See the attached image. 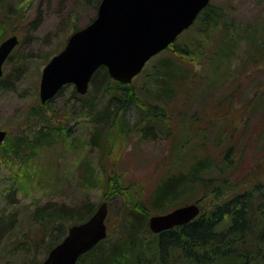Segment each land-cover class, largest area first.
<instances>
[{"label": "rangeland", "instance_id": "374dc122", "mask_svg": "<svg viewBox=\"0 0 264 264\" xmlns=\"http://www.w3.org/2000/svg\"><path fill=\"white\" fill-rule=\"evenodd\" d=\"M4 1L15 6L16 13L1 20L0 41L11 34L19 40L11 59L3 63L0 82V129L11 141L27 109L39 98L45 56L63 47L73 25L82 27L95 16L98 0ZM210 2L223 8L228 26H219L207 43L200 41L206 62L183 58L192 89L177 91L168 100L167 121L152 136L134 133L123 139L114 128L109 131L111 140L106 139L100 148L92 143L95 124L89 117L57 114L67 122V137L41 147L26 162L0 158V209L17 216L0 244V264H22L11 250V241L28 227L35 206L50 201L77 205L86 198L96 205L105 201V222L114 227L131 200L142 202L163 179L186 172L198 159L208 158L214 167L224 166L211 176L225 174L230 189L257 194L254 184L264 182V0ZM189 33L183 31L168 47L177 40L183 42ZM193 33L186 41L198 38L195 30ZM168 54L165 50L150 58L132 79L147 101L156 87L152 67ZM174 58L178 64L182 62ZM73 88L66 84L52 97L51 106L65 104L66 108L75 103ZM127 115L135 119V109ZM9 188H13V202L5 195ZM196 195L193 193L189 203L195 202ZM223 196L231 197L227 191ZM211 198L199 206L208 208Z\"/></svg>", "mask_w": 264, "mask_h": 264}, {"label": "trees", "instance_id": "16d2710c", "mask_svg": "<svg viewBox=\"0 0 264 264\" xmlns=\"http://www.w3.org/2000/svg\"><path fill=\"white\" fill-rule=\"evenodd\" d=\"M15 13V6L0 0V22L9 20L8 17ZM219 26H228L225 13L221 6L209 1L191 26L184 30L190 32L187 38L183 42L177 40L172 47L164 49L170 54L155 62L152 71L156 87L150 92L149 101L139 93L132 81L122 83L112 79L104 66L93 73L86 93L79 94L72 89L71 96L76 102L66 108L65 104L60 108L51 106L55 96L44 103L37 98L27 109L23 124L13 134L11 141L6 137L1 143L0 158L13 157L26 162L41 147L51 146L67 137V122L59 119L57 114L62 117L72 114L89 117L95 124L91 140L99 147L106 139L111 140L109 131L114 128L123 139L134 133L144 138L152 136L153 130L167 121L168 100L177 91L182 93L192 89L190 80L187 81L190 70L184 69L186 67L182 63L188 58L205 61L203 57L206 55L202 52L204 48L200 41L207 43L208 37ZM78 28L73 25L70 33ZM194 30L198 38L186 41ZM12 32L15 33L14 30ZM191 45H194L193 48ZM53 54L45 56V63ZM174 57L182 62L178 64ZM10 59L11 54L6 61ZM168 66L171 67L170 71L164 70ZM65 86L58 90L57 95ZM133 108L136 117L131 120L127 114ZM222 170L224 166L214 167L211 160L204 158L196 160L186 172L167 176L145 200L137 204L131 200V206L126 205L116 226L113 227L111 222L110 225L106 224V237L82 254L76 264H264V182L255 181V196L250 195L248 190L237 192L230 189L231 184H228L229 179L225 174L219 178L211 176L213 171L219 173ZM226 191L231 197L223 196ZM118 192H122L120 188ZM193 193H197L193 201L198 204L212 196L210 206H200V213L186 223L158 233L151 232L148 227L150 215L189 203ZM5 195L9 202L14 201L13 188H9ZM96 207L87 198L77 205L50 201L35 206L28 227L11 241V250L19 255L22 264H40L49 249L64 236L67 227L87 219ZM16 221L14 211L0 209V244Z\"/></svg>", "mask_w": 264, "mask_h": 264}, {"label": "water", "instance_id": "95a60500", "mask_svg": "<svg viewBox=\"0 0 264 264\" xmlns=\"http://www.w3.org/2000/svg\"><path fill=\"white\" fill-rule=\"evenodd\" d=\"M210 0H100L96 14L86 25L71 32L61 50L44 64L39 80V100L44 103L58 90L73 84L79 94L87 92L100 66L109 76L130 83L154 55L167 48L188 28ZM19 40L11 34L0 41V78L3 63ZM6 131L0 129V144ZM105 201L85 220L72 223L40 264H76L78 258L107 235ZM197 202L152 214L148 227L158 233L195 218Z\"/></svg>", "mask_w": 264, "mask_h": 264}]
</instances>
